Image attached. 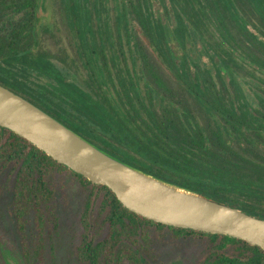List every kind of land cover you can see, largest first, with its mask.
Wrapping results in <instances>:
<instances>
[{
  "label": "trees",
  "instance_id": "16d2710c",
  "mask_svg": "<svg viewBox=\"0 0 264 264\" xmlns=\"http://www.w3.org/2000/svg\"><path fill=\"white\" fill-rule=\"evenodd\" d=\"M53 1L84 78L70 79L41 46L42 4L0 0V84L27 87L33 104L122 161L264 218V0ZM6 167L14 171L19 233L30 212L41 221V206L55 218L50 170L80 181V264H145L150 229L173 240L202 238L194 264H264L262 249L245 241L127 210L106 186L0 128V170ZM36 242L33 251L22 248V264H40Z\"/></svg>",
  "mask_w": 264,
  "mask_h": 264
},
{
  "label": "water",
  "instance_id": "95a60500",
  "mask_svg": "<svg viewBox=\"0 0 264 264\" xmlns=\"http://www.w3.org/2000/svg\"><path fill=\"white\" fill-rule=\"evenodd\" d=\"M40 9L41 0H37ZM0 128L57 163L104 185L127 210L166 226L226 235L264 252V218L208 199L106 152L23 96L0 84ZM7 264H15L10 259Z\"/></svg>",
  "mask_w": 264,
  "mask_h": 264
},
{
  "label": "rangeland",
  "instance_id": "374dc122",
  "mask_svg": "<svg viewBox=\"0 0 264 264\" xmlns=\"http://www.w3.org/2000/svg\"><path fill=\"white\" fill-rule=\"evenodd\" d=\"M52 1L41 0L45 14L42 18L43 29L39 33L40 44L58 57L57 60L53 59L54 62L65 64L70 79H83L85 73L76 59L73 38L56 13V1ZM154 7L156 9L157 5ZM187 46L194 51L191 42ZM199 49L196 48L193 54H197ZM201 60L208 63V56L203 54ZM158 68L161 77L176 86L169 73L162 67ZM13 178L14 171L10 167L0 170V264H7V259L22 264V248L33 251L37 240L42 244L40 264H80L75 255L81 232L79 215L85 196L80 181L67 171L50 170L47 178L53 188L55 218L41 206V221L36 219L35 212H30L26 217L24 232L19 233L11 213ZM148 232L150 245L141 252L145 264H194L201 256L202 238L173 240L168 231L158 233L150 229Z\"/></svg>",
  "mask_w": 264,
  "mask_h": 264
},
{
  "label": "flooded vegetation",
  "instance_id": "af4514ba",
  "mask_svg": "<svg viewBox=\"0 0 264 264\" xmlns=\"http://www.w3.org/2000/svg\"><path fill=\"white\" fill-rule=\"evenodd\" d=\"M19 88H17V89L11 88L9 90H11V91L23 96L24 98H26L29 101L31 100V102L34 100V98L32 97V94H30L31 93L30 89H28L27 87L23 86L22 84L19 85Z\"/></svg>",
  "mask_w": 264,
  "mask_h": 264
}]
</instances>
